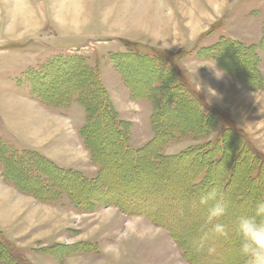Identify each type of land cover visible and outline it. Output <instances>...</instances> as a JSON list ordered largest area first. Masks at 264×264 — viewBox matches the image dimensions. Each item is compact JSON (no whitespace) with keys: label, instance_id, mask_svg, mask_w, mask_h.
<instances>
[{"label":"rangeland","instance_id":"obj_1","mask_svg":"<svg viewBox=\"0 0 264 264\" xmlns=\"http://www.w3.org/2000/svg\"><path fill=\"white\" fill-rule=\"evenodd\" d=\"M227 41V53L209 48ZM127 51L153 58L160 95L187 101L195 89L190 104L204 108L205 126L151 144L155 104L129 83L145 88L152 72L139 63L127 79L116 65ZM70 56L97 68L99 89H75L72 69L46 87L33 76ZM220 56L243 64L242 74ZM105 106L122 126L123 155H139L137 174L126 157L110 162L120 150ZM89 120L101 124L92 140L103 141V173ZM162 159L160 170L147 165ZM0 179L15 188L0 199L16 206L8 216L1 201L0 216L18 215L0 230V264H245L237 220L264 198V0H0ZM213 192L226 202L215 222L229 236L200 247L210 226L199 202Z\"/></svg>","mask_w":264,"mask_h":264},{"label":"trees","instance_id":"obj_2","mask_svg":"<svg viewBox=\"0 0 264 264\" xmlns=\"http://www.w3.org/2000/svg\"><path fill=\"white\" fill-rule=\"evenodd\" d=\"M222 38H223V36L220 37V39H222ZM222 40H224V39H222ZM218 43L219 42L215 43V45L213 46L214 48L213 47L210 48V49H212V52H214L213 49H216V48L220 49L222 54L227 53V49L231 50V48H230L231 42L228 43V41H227L225 44H222L220 46L217 45ZM232 45H234V44H232ZM232 47H234V46H232ZM151 49H153V48H151ZM153 51L158 53V54L159 53L162 54L159 50L153 49ZM215 52H216V50H215ZM215 52H214V54H215ZM148 57H141V56H138L137 54H134L130 51H127V52L118 54L116 57V59L119 60V63L120 62L122 63L123 67H120L119 63H117L116 65H117L118 69L119 68L123 69L124 74L126 75V77L128 79L127 72H128V70H130V68H132L133 65H137L139 63H145V62L149 63L148 67H149L150 71L152 72V74L151 75L149 74V78L147 79L146 84L145 83L143 84L145 86V88H142L141 86H137L135 83H132V84L129 83V84H130L131 93L135 98L142 99L143 97H146V98L151 99L153 101V105L155 104V109H153L154 112L152 113V116H151V121H152L151 124L153 126L155 133H157V134H155L154 140H152L153 143H151V144L154 145L155 143H159L162 145L168 137L172 136L173 133L183 132L184 129L191 130L194 132H198L199 128L207 120L204 118L206 116V114L203 110L204 109L203 107L202 108L200 107V109H196L194 103L190 104L191 102H193L195 100L196 97L194 98V94L197 93V91L193 88L186 90V93L190 95V97H188L187 101H182V99H180L179 96L172 94L170 91L167 93L162 92L161 93L162 95H160L159 94L160 88L159 87L157 88V86H154V81L159 80V78H158L159 76H158L157 68H156L157 66L155 64L156 62L153 60L152 57H149V58ZM135 58H138V59H137V61L134 62L133 59H135ZM220 59L223 63L229 64V65H224V67L226 69H228L230 71L236 70V72L242 74V71L240 70V68H242L244 66L243 64L232 61L230 59V56H229V58L227 57L226 60H223L220 56ZM166 60L171 64V67L174 68V66L170 62L169 58ZM48 68H50V69L47 73L41 72L37 69L34 70V72H33V76H35L36 78H39L41 80L44 79L43 84L45 87L49 81H52L51 78L54 79L56 77L54 75H57L59 73L58 76H61L62 74L67 72L66 70L72 69V75L74 74V72L76 73V79L73 80V82H74L73 84H74L75 89L81 90L84 88V90L87 89V91L99 89L98 84L100 83V81H99V73L97 71V68H93V67L86 65L84 62V59L79 57V56H70V57L65 58V59H59L56 66L49 65ZM57 70H59L60 72H57ZM174 70H175V68H174ZM176 73L178 75H180V74L185 75L183 73V71L178 69V68L176 69ZM243 73H244V71H243ZM252 74H254V73L251 72L249 75H246V77L248 79H251L250 76ZM177 84H178V82H177ZM186 84H188V83H186ZM86 87H88V88H86ZM101 88H102L101 91H103L104 88L102 86H101ZM184 90L185 89L182 88V92ZM149 92H151V93H149ZM156 98H158V99H156ZM88 99L91 100L92 98L88 97ZM106 99H107V97H106ZM199 99H200L199 102H201L202 98H199ZM158 103H160V106H157ZM104 109H105L104 113H110V115H112V118L109 120V122L113 123V126L110 129L113 131L114 136L116 137V139H114V142H116V147L120 150V155H118V157L115 159L111 158L110 160H112V161H110V160L109 161L112 164L114 162V164L116 166H118L119 164L122 163V161H124L123 157H126L127 162L128 163L130 162V165L128 166V170L131 171L132 173H135V172H136V174L139 173V170L141 167V166H139L140 165L139 164V155H138V158H137V155H131V152L128 153V155L127 154L123 155L124 152L121 150V147H122L121 141H120L121 137L118 136L121 133V129H118V128H122V126L117 124L118 120H117V117L115 115L114 109L111 107L109 110V109H107L106 106L104 107ZM170 110L174 111L173 117H174L175 121L169 120V118L167 117V114ZM175 111H180L183 114L182 115L176 114ZM193 116H195L194 119H189ZM160 118L162 120H159ZM191 120H193V121H191ZM196 120L198 121L197 122L198 128L195 126ZM180 121L184 122L185 124L179 123ZM100 125L101 124H98V123L96 124V122L94 120H89L88 126L84 130L85 135L87 136L86 137L87 140L89 141V143H91L88 145L91 148L92 152H94L93 154L97 157H100V154L103 155L102 154V147L104 145L101 143L103 141L93 142L92 136L96 134V132L98 131L97 127ZM204 126L205 125H203L202 128ZM173 127L179 128L178 130H182V131H173V129H174ZM231 130H236V128L233 127V128H231ZM111 142H112V140H110V142H108V143H111ZM97 146H98L99 150L96 148ZM152 158H153V156H152ZM101 160H103L101 162V166H102L101 171L103 173L104 166L108 162H107V160L104 161V159H102V158H101ZM168 160H170V158H168ZM165 164H166V161L165 160L163 161V159L157 160L156 163H154V161H152V165H151L150 161L147 162V165L149 168H152L150 166H153L156 168V170L162 169ZM21 175H22V173H21ZM122 187H120V189H122ZM125 187H127V184L125 185Z\"/></svg>","mask_w":264,"mask_h":264},{"label":"clouds","instance_id":"obj_3","mask_svg":"<svg viewBox=\"0 0 264 264\" xmlns=\"http://www.w3.org/2000/svg\"><path fill=\"white\" fill-rule=\"evenodd\" d=\"M199 203L208 205L204 224L210 226L200 239V247L212 237H228L229 230L226 226L215 222L227 211L223 195L213 192L208 197L202 198ZM236 235L239 240L238 251L244 258L245 264H264V198L256 201L251 215L238 218ZM208 252L214 253L215 248L209 246Z\"/></svg>","mask_w":264,"mask_h":264},{"label":"crops","instance_id":"obj_4","mask_svg":"<svg viewBox=\"0 0 264 264\" xmlns=\"http://www.w3.org/2000/svg\"><path fill=\"white\" fill-rule=\"evenodd\" d=\"M177 34H179V32L177 33ZM174 35H176V34H174ZM214 44V43H213ZM213 44H211L210 46H209V48L210 47H212L213 46ZM202 49H204V47H200V50H202ZM197 58H198V55H197ZM212 67H217L216 66V64H212ZM217 69V68H216ZM190 81L192 82V79H190ZM190 82V83H191ZM192 84V83H191ZM107 89V88H106ZM108 90V89H107ZM109 92V91H108ZM124 94H126V92H124ZM128 94V93H127ZM127 98V97H126ZM123 103H125L124 102V99L123 100H121ZM129 101H131V100H129ZM132 102V101H131ZM132 103H134V102H132ZM136 103V106H138L139 107V103L140 102H135ZM114 107H116V105H114ZM144 107H146V106H144ZM116 109V108H115ZM121 115V114H120ZM130 118V117H129ZM5 186L7 187V191L8 192H10V194L11 193H13V191H15L14 189V187L13 186H9V185H6V184H3V182H2V179H0V190H2L3 189V191H4V189H5ZM13 191H12V190ZM0 193H2V191H0ZM5 202V203H3V205H4V209L5 210H7L6 211V214L8 215V216H11V215H13L14 213H15V211H16V206L14 207V206H12V205H8L10 202H8V203H6V200L5 199H0V204L2 203V202ZM30 210V209H29ZM18 215H16L15 217H13V218H10V219H5L4 217H1L0 216V230H2V229H7L9 226H13V225H15V223H18V222H16V219H18V217H17ZM14 228H17V227H14ZM18 229H22V228H18Z\"/></svg>","mask_w":264,"mask_h":264}]
</instances>
